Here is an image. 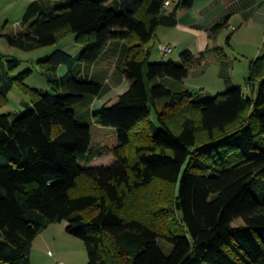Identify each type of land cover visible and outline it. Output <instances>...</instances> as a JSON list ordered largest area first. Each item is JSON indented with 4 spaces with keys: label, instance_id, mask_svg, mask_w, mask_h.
<instances>
[{
    "label": "trees",
    "instance_id": "1",
    "mask_svg": "<svg viewBox=\"0 0 264 264\" xmlns=\"http://www.w3.org/2000/svg\"><path fill=\"white\" fill-rule=\"evenodd\" d=\"M165 1L32 0L16 33L0 29L25 51L69 33L83 46L39 61L54 92L25 84L29 70L13 75L19 60L0 55V107L14 84L31 96L19 116L0 114V264H30L36 236L61 221L83 241L88 264H264V45L248 66L250 94L232 86L195 95L184 79L204 52L151 61L157 28L175 26L178 10L195 2L178 0L168 12ZM226 25L227 17L211 30ZM112 40L128 44L121 71L130 84L92 118L113 127L118 144L112 162L81 166L103 151L90 149L91 125L73 107L102 83L75 69ZM237 218L243 224L233 225Z\"/></svg>",
    "mask_w": 264,
    "mask_h": 264
},
{
    "label": "rangeland",
    "instance_id": "2",
    "mask_svg": "<svg viewBox=\"0 0 264 264\" xmlns=\"http://www.w3.org/2000/svg\"><path fill=\"white\" fill-rule=\"evenodd\" d=\"M52 1H64V0H52ZM28 5V0H0V29L4 33L14 34L21 28V19L24 14L25 8ZM232 24H236L234 21ZM160 29H163V25L160 26ZM230 27L225 26L221 33L224 32V36L222 38L223 44L226 42L227 32ZM248 31V27L246 29ZM250 33V32H249ZM257 35H254V39L257 40L260 37L264 38V33L262 31L256 32ZM260 42L261 39L259 40ZM160 42L157 37L154 40L153 48H152V62H168L178 60V57L172 59L175 54V47H172V52L167 54H160L159 46ZM164 44V43H163ZM224 46V45H223ZM83 47L80 43L76 41L75 34L69 33L63 38L59 39L55 44L39 47L31 51H25L20 48L10 46L7 40L4 37H0V55H5L9 58H16L19 60V66L12 73L13 75H17L20 72L28 71V75L24 78V83L28 86L45 91V92H54L47 81L46 76L43 73L44 65H41L40 60L46 58L51 52L60 48L71 55L75 54L78 49ZM228 48H221L223 51L228 50ZM244 51H241V57L229 56L228 58L235 63L236 66H249L252 58L248 57L247 52L250 54L251 48H254L253 45H246ZM232 53L238 52L236 45L230 48ZM225 52V51H224ZM223 56V55H222ZM246 56V57H245ZM171 58V60H169ZM114 60L110 56H103L99 60V67L101 69L109 66L111 61ZM248 66L247 69H239L233 70V76L235 80H238V84L241 85L243 92L245 94H250V90L246 89V79L248 77ZM67 70L66 65L61 64L59 66V75H63ZM193 74H190L189 78L185 80V86L189 87V90L195 94L199 95L202 98H209L218 92L223 91L222 84L223 82L216 83L217 81H213L209 79V81H200L201 79L192 77ZM199 81L201 85L205 86V89H200ZM220 87V88H219ZM211 94H210V93ZM31 96L30 94L24 93L22 88L18 86V84H14L11 90L8 92L6 96V101L0 107V114H8L11 119L15 118L22 114L26 107L24 103H30ZM163 100H158V108H161V103ZM115 102V99L109 103L111 105ZM164 104V103H163ZM80 106L79 103L75 104L73 108L77 110ZM152 118H156L154 109L151 114ZM82 118V117H80ZM84 118L88 121L87 116ZM79 119V118H78ZM93 119V118H92ZM92 119L90 124L91 130V143L90 149L97 150L102 149L103 153L101 155H96L91 159L90 162H86L84 160L79 159L78 162L81 166H98L104 165L112 162L114 160L113 147L118 144V138L116 131L113 127L110 126H102L95 123ZM66 221H61L57 223H52L48 225L39 235L34 239V247L30 252V264H88L87 251L83 241L66 231L67 227ZM243 224V220L241 218H237L233 221V225H241ZM158 244L164 251V253L168 254L171 251V244L165 240L164 238L158 239ZM50 252V253H49ZM207 264V263H202Z\"/></svg>",
    "mask_w": 264,
    "mask_h": 264
},
{
    "label": "crops",
    "instance_id": "3",
    "mask_svg": "<svg viewBox=\"0 0 264 264\" xmlns=\"http://www.w3.org/2000/svg\"><path fill=\"white\" fill-rule=\"evenodd\" d=\"M30 1L32 0H28V3ZM169 1L170 4L165 7L168 12L173 9L178 0ZM225 17H227L226 26L230 28L225 31L227 36L226 42L223 44L224 32L213 33L211 27ZM234 21H236V24H232ZM247 27L248 31L246 30ZM160 28L159 26L156 30V37L160 42L158 46L160 54H162L160 46L163 43L176 48L172 59L179 58V55L185 50H190L193 53H205L203 63L189 71L188 76L184 79V84L190 74H193L192 77L201 79L200 81L212 79L217 81V84L222 81L221 87H223L224 91L232 86H241L238 84V80L234 79L233 70L237 69L238 66L239 69H242V67L247 69L248 66H236L228 57L230 55L236 56L235 59L241 57L240 53L244 51L242 47H246V45L254 46V48H251L250 54L248 52L246 54L249 58L255 59L262 53L264 38L260 37L256 40L254 35H257L256 32L259 31L264 33V0H195L191 8L178 10L177 24L175 26H163V29ZM260 39L262 42L259 41ZM234 45H236L238 52L232 53L230 48L234 47ZM223 47L230 48L224 50L223 56L218 55L215 49ZM81 50L82 47L73 56H76ZM127 50L128 44L125 40H112L108 42L100 57L93 64L77 63L75 70L78 76L86 80H97L102 83L99 95L93 97L90 102L79 103L80 106L76 110V116L81 122L90 124L92 110L103 105H109L113 99L116 101L118 95L128 89L130 83L121 71ZM105 55L110 56L114 60L111 61L109 66L101 69L98 63L100 58ZM59 66L56 69L57 75H59ZM200 81V89H205V86L201 85ZM187 88L189 89L188 86ZM84 116H87L88 121Z\"/></svg>",
    "mask_w": 264,
    "mask_h": 264
},
{
    "label": "built area",
    "instance_id": "4",
    "mask_svg": "<svg viewBox=\"0 0 264 264\" xmlns=\"http://www.w3.org/2000/svg\"><path fill=\"white\" fill-rule=\"evenodd\" d=\"M169 4H170V1H169V0H166V1L164 2V6H165V7L168 6ZM171 50H172V48H171L170 45L162 44V45L160 46V51H161L162 54H167V53L171 52ZM49 253H50V252H49ZM60 264H62V263H60Z\"/></svg>",
    "mask_w": 264,
    "mask_h": 264
}]
</instances>
